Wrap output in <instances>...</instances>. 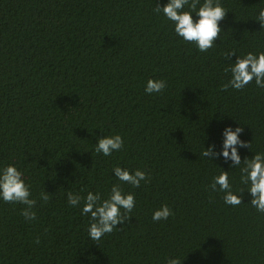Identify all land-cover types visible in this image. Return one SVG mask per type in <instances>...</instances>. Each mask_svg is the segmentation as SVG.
<instances>
[{
    "label": "trees",
    "instance_id": "obj_1",
    "mask_svg": "<svg viewBox=\"0 0 264 264\" xmlns=\"http://www.w3.org/2000/svg\"><path fill=\"white\" fill-rule=\"evenodd\" d=\"M166 2L0 0V168L14 164L36 200L31 222L24 205L0 201V264H166L169 218L152 220L169 206V21L154 12ZM220 3L228 13L206 52L170 22V257L264 264V214L246 191L233 207L210 187L223 170L233 191L244 190L240 169L201 156L209 143L219 151L225 126L241 127L240 139L250 143L239 149L242 162L264 152V89L255 81L222 88L236 59H224L226 52H264L256 21L264 0ZM150 78L164 79L166 89L146 94ZM116 134L120 151H95L99 138ZM117 166L144 171L148 182H119ZM114 183L136 205L122 226L92 241L90 217L67 194L106 199Z\"/></svg>",
    "mask_w": 264,
    "mask_h": 264
},
{
    "label": "clouds",
    "instance_id": "obj_2",
    "mask_svg": "<svg viewBox=\"0 0 264 264\" xmlns=\"http://www.w3.org/2000/svg\"><path fill=\"white\" fill-rule=\"evenodd\" d=\"M154 12L163 14L172 22L175 34L185 42L194 43L200 52H206L216 44L215 41L222 31L220 22L228 13L220 0H203L202 3L201 0H167L163 6L154 8ZM256 21L260 27H264V9L260 10ZM232 56H236V59L225 69L230 73V79L222 86L223 90L229 87L241 90L252 81H255L258 88L264 89V52H249L241 57L229 50L224 54V59H230ZM166 86L164 79L150 78L146 82L144 92L148 95L159 94ZM242 131L241 127H223L220 131L219 151H215V143H209L207 147L202 146L201 156L208 161H212L214 156H219L225 162H231L229 168L240 169V183L246 186L244 190L233 191L229 171L221 170L219 175L213 177L210 187L213 191L218 188L223 193L226 205L235 207L242 204V196L246 191L251 197L250 204L258 213L264 214V152H256L251 158L245 157L242 162L239 149L250 150V143L240 139ZM123 144V138L119 134L103 136L97 140L94 149L97 153L110 156L120 151ZM112 172L116 180L135 188L140 187L141 182H148V175L140 169L130 172L127 168L117 166ZM31 196L23 173L14 164L0 168V201L24 205L21 215L29 222L36 219V200ZM49 196L48 193L42 192L40 199L47 202ZM67 202L73 208L79 207L81 215L90 217L88 238L92 241H99L105 234L117 230V225L122 226L130 218L128 214L136 205L135 196L132 193H124L120 184L115 183L106 199H102L99 192L88 191L83 197L79 193L69 192ZM173 214L168 205H161L153 211L152 220L165 221ZM36 242L39 243V240ZM181 261L176 256L166 258V264H181Z\"/></svg>",
    "mask_w": 264,
    "mask_h": 264
}]
</instances>
